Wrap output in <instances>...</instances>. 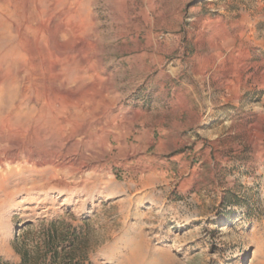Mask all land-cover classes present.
<instances>
[{
	"label": "rangeland",
	"instance_id": "rangeland-1",
	"mask_svg": "<svg viewBox=\"0 0 264 264\" xmlns=\"http://www.w3.org/2000/svg\"><path fill=\"white\" fill-rule=\"evenodd\" d=\"M24 248L264 264V0H0V264Z\"/></svg>",
	"mask_w": 264,
	"mask_h": 264
},
{
	"label": "trees",
	"instance_id": "trees-1",
	"mask_svg": "<svg viewBox=\"0 0 264 264\" xmlns=\"http://www.w3.org/2000/svg\"><path fill=\"white\" fill-rule=\"evenodd\" d=\"M53 242V231L46 230V235L44 238V247L47 248H51L50 244ZM40 252H38V249L34 250V251H30L28 249H23L21 250V252H19L20 256H21V263L20 264H37V261L39 260V258L41 257V255H39ZM56 254V252L54 253ZM53 254V255H54ZM2 264H8V263H2Z\"/></svg>",
	"mask_w": 264,
	"mask_h": 264
}]
</instances>
